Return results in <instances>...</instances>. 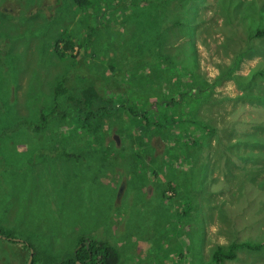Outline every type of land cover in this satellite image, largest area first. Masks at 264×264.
<instances>
[{"label":"rangeland","instance_id":"374dc122","mask_svg":"<svg viewBox=\"0 0 264 264\" xmlns=\"http://www.w3.org/2000/svg\"><path fill=\"white\" fill-rule=\"evenodd\" d=\"M178 1L183 0H174ZM108 2L115 10L113 15L105 4L77 10L73 0H0V108L9 111L14 106L17 110V116L8 115L5 121L25 117V106L48 101L60 81L69 90H82L90 81L116 88L120 85L117 80L127 81V91L119 95V102L132 109L148 105L153 115L160 106L154 104L157 94L152 95L160 92L161 86L154 81V71H149L140 85L135 69L168 58L171 65L166 61L157 65L165 71L163 77L167 72H183L177 78L187 76L195 87L201 82L196 76L199 60L195 46L202 39L210 46L209 53L221 55L220 67L214 66L220 85L214 82L213 88V97L221 107L216 102L211 107L208 101L204 109L202 98L185 99L181 107L190 113L199 109L197 118L205 125H209L205 119H212L217 129L202 139V131H196L201 160L192 175L186 173L197 180L194 208L180 219L175 209L182 207L162 197L167 158L173 157L170 151L159 172L150 153L162 154L167 132L155 135L147 129L148 145L138 150L141 144L137 139L128 138V134L134 138L136 134L122 123L113 126L117 131L111 129L112 121L111 128L102 126L101 146L92 134L80 139L69 125L64 135L70 132V136L59 135V139L70 146L69 152L83 154L77 155L81 160L55 157L44 162L38 149L25 141L20 140L15 148L13 143L18 140L8 141L11 145L7 147L2 144L0 159L7 161L8 170L3 177L0 173V228L34 247L40 257L38 264L60 263L71 256L83 237L109 241L112 247L125 241L127 255L133 248L131 240H146L153 248V259L147 260L153 263L180 256L186 248L200 247L207 262L217 245L247 243L261 248L238 249L236 259L218 264H264V37L257 38L258 32L264 31V0H184L186 25L168 19L158 32L156 25H150L151 15L157 13L156 0ZM143 13L146 16H141ZM68 38L84 46L78 44L64 56L63 48H56L55 42L62 39L64 43ZM125 61L133 63L131 75L116 78L125 71ZM210 66L205 62L200 75L212 85L215 76ZM167 80V84L172 81ZM103 94L110 97L105 91ZM167 121L172 123L173 118ZM236 139L246 157L237 153ZM173 140L170 136L167 142ZM139 153L137 160L135 154ZM249 157L257 162L244 164L242 160ZM179 160L173 159L176 162L170 165L177 168ZM183 171L180 174H185V166ZM155 172L158 174L151 181L155 193L149 197L142 189H147L145 181ZM129 178L131 189L121 203L118 184ZM168 221L171 224L166 225ZM22 250L20 244L0 240V264H28L29 259L24 263V255L19 253ZM134 251L139 260L135 244ZM129 262L128 258L124 264Z\"/></svg>","mask_w":264,"mask_h":264},{"label":"trees","instance_id":"16d2710c","mask_svg":"<svg viewBox=\"0 0 264 264\" xmlns=\"http://www.w3.org/2000/svg\"><path fill=\"white\" fill-rule=\"evenodd\" d=\"M73 1L74 6L78 7L79 9H89V7H93L94 4H96V6L105 4V8L109 11V13H111L112 15L115 13V10L111 9L110 7V4L108 2L109 0ZM156 1L157 3L154 7V10H156L157 13L151 15L150 25H156L157 32L158 29H160L159 26L162 27V24L165 23L168 19H171L173 22L186 21L185 15L182 13V4L184 0L182 2L178 1L176 3L174 2V0ZM141 16H146V13L141 14ZM147 25L149 26V24ZM149 28L151 29L150 26ZM166 30L167 28L165 27L164 31ZM258 36L264 37V31L258 32ZM62 41V39H57L55 42V47L58 48V46L62 44L64 56H66L67 53H71L74 47L78 44L84 46L76 39L68 38L64 43ZM159 59L160 58L156 60L158 64H155L154 66H145L139 68L138 70L135 69L136 73L139 72L138 77H140V85L145 82V76L149 75V71H154L153 75L156 76L154 77V81L156 82L157 86H161L159 88L160 92H154L155 94L152 95L154 96L157 94V96L153 97V99L155 100L154 104L156 106H160L159 112L153 113V115H151L149 109H143L145 107L136 109L137 106H135V108L133 105L134 108L132 109V107H126L125 104L120 103L118 97L121 93H125L127 91L124 87L125 84H128L127 81L122 82L120 80H117V82H120V85L117 88L109 84L100 85L96 81H90L82 90L72 87H69L71 88L69 90L67 89V87H63V82L60 81L59 83H57V86L53 88L52 98H50L48 101L43 100L42 104H37V102L34 103L35 105L31 104L35 107L25 106L26 110H28L25 117L5 121V118H7L8 115L17 116V114H15L17 110L14 109V106L12 109L10 107L9 111H3L0 108V148H2V144H4V142L5 146L7 147L8 145H11L8 141L18 140L14 141L13 143L12 147L15 148L18 142H20L21 140L38 149L39 157L44 159V162L53 161L55 157L57 160H61L63 158H75L81 160L82 157L80 158L77 155L83 156V154L74 151L69 152L68 149H70V146H66L65 142L63 143L59 139V135H61L62 137H64L65 135L67 137L70 136V132L64 135V128H67L69 125L71 131L75 128V131L78 133L80 139L87 138L92 134L91 136L96 139L97 145L101 146L103 144L102 140L104 138L102 126L107 124L110 127V122L112 121V128H110L117 131V129L113 126L117 125L118 127V125L122 123L123 128H125L129 132L132 128L133 133L136 134L135 138L132 136V134H128V138H130L134 142L137 139L136 142L141 144L140 146H137L138 150L142 148V146L148 145L146 141L147 129L152 131L154 130L155 135H162L161 133L167 132L166 135L163 136L165 142L162 143L165 148L162 154L160 153V155L158 156L152 153L150 154L154 157L153 162L159 165V172H161V168L164 167V157H168L167 154H169L170 151L171 156L174 160L177 157L180 159V165L176 168L175 166L170 165V163H175L176 161H173L171 157L167 158L169 159V161L167 162V167L165 170L166 183L163 185L164 192L162 196H165L166 199H169V204H171L172 201L173 205L177 202L178 206L182 208H177V210L175 209V211L177 212V214H179L180 219L185 218L187 216V211L190 210L193 206V200L196 201V199L193 197V193L195 191V184L197 183V180H194V178L191 176L187 177L186 174L188 172V175H192L195 172L196 166L200 164L201 160L199 159L201 156V143L195 138L196 131H202L203 136L200 138L202 139L204 136H208L209 133L217 131V129L212 126L209 127L208 125H205L203 123V119H198L195 112H186L185 110H183L184 108H181L184 102H186L185 99H188L190 101L192 99H195L196 97L194 87L189 84L194 80H190L187 76L182 77V79L181 77L177 78L178 73L182 75L184 74L183 72L177 71V74L167 72L166 76L163 77L165 71H162L160 67H157V65H161L165 61L167 65H171V59L167 58L164 61H159ZM125 63L127 65L125 71H121V75L117 76L116 78H120L123 75L128 76V74L130 73L131 69L133 68V63L131 61H125ZM141 69H144V72H140ZM115 70L116 68L113 69L112 72H114ZM136 73L132 74L133 77ZM167 78H170L172 80L171 83L167 85L168 88H166L165 86L166 82H168ZM198 78L201 80V82L207 85L202 75L198 76ZM150 80H152V77L150 78ZM151 82L152 81H149V83ZM214 82L219 84L217 79H215ZM103 91L107 92L110 97L106 98L103 94ZM173 92H175V94H173ZM160 93H162V95ZM137 97L141 99L142 95H138ZM197 97L201 98L199 94L197 95ZM178 110H180V114H176L177 112H179ZM68 116H70L71 119L68 120L69 124L66 125L68 123ZM79 118H81V120ZM168 118L169 120L173 118L172 123H169L167 121ZM126 120L131 123H128L129 126L126 125ZM167 127L170 128L167 129ZM172 130L174 131V133H172ZM23 133L26 134V138H21V134ZM170 136L174 137V140L168 143L167 140ZM75 143L76 142H73L72 144ZM234 143L237 145V153L242 157H246V153L243 151L241 141L239 139H236ZM81 148L83 149L84 147ZM241 151L243 152L241 153ZM93 153L95 154L97 152ZM141 153L135 154L137 160H139L138 157H140ZM229 155L231 156L230 153ZM234 157L240 160V158L235 154ZM242 161L244 162V164L253 161L257 162V160L251 159L250 157L248 160L244 158ZM184 166L186 168V171L185 174L182 175L180 174V172H184ZM170 167H174V169H170ZM7 170V161H3L2 159H0V173L2 177L5 175V172H7ZM156 174H158V172H155L153 176L155 177ZM0 189H2L1 186ZM167 191H170L172 193L170 198L166 197ZM174 198L176 199V201L173 200ZM181 201L190 205H188L187 207H184V205L181 206V204H183ZM178 210H181L182 212L180 213ZM172 217L176 223L175 215L172 214ZM167 224H171V221H168L166 225ZM0 236V240L8 241L12 244L21 245L23 250L19 253L24 255V263H27V259H29L31 250L33 252L31 264L39 263V253L37 256L34 247L27 245L21 241H15L14 239L16 238L9 231L1 228ZM260 248V245H251L247 243L238 245L233 242L228 246L217 245L210 252L208 262L204 264H218L221 262L224 263L226 261H233L237 257L236 251L238 249L258 250ZM182 254L183 256L187 257V254L185 252H182ZM118 263L119 256L115 248H113L107 241L93 237H83L78 241L71 256L62 260L58 264Z\"/></svg>","mask_w":264,"mask_h":264},{"label":"crops","instance_id":"0c3cea01","mask_svg":"<svg viewBox=\"0 0 264 264\" xmlns=\"http://www.w3.org/2000/svg\"><path fill=\"white\" fill-rule=\"evenodd\" d=\"M182 22V21H181ZM184 25H186V23L184 22ZM209 45L207 44V42H203V40L201 39V44L197 43L195 46L196 49V55H197V59L199 60V62L197 63L198 65V73L202 74V72L204 71L203 65L204 63H209L211 66V69L213 70V76H215L214 78L216 79L217 77V71L215 70L214 66L220 67L219 64V59L221 58V55L218 54H211L208 52L209 49ZM209 70V67L206 68V71ZM140 72H144V69H141ZM208 85V86H207ZM206 85V89H207V93L205 95V98H202L205 100L204 106H208V101H210V106L214 107V103L216 102L217 107H221L220 104H218L217 99L213 97V88L210 87V84L207 83ZM199 90H202V86H199V83L197 84V86H195V94L196 97L195 99H197V95L199 94ZM210 91V92H209ZM228 104V103H227ZM203 108L205 109L206 106ZM209 106V107H210ZM224 107L221 108V110ZM210 109V108H208ZM199 109H196V116L197 112ZM229 114H227L228 116ZM225 119H227V117L225 116ZM207 123H209V127H214V123L212 121V119H205ZM120 180V178H119ZM151 181L152 178H149L145 181V185L147 187L143 188L142 191L143 192H148L149 197H153L154 193H155V189L152 187L151 185ZM131 189V181L129 178V181L127 182L126 179H123L121 181H119L118 184V193H119V201L122 203L123 202V198L129 194ZM117 190V188H116ZM124 227L120 228V230L122 231ZM134 244H135V248L137 250V253L139 254L140 259L137 260L135 255V251H134V244H133V248L130 251V253L127 255L125 252H127V249H124V245H125V241L124 243H114L113 246L115 247V250L119 256V263L118 264H124L125 261L129 258L130 262L129 264H204L206 263L204 261V253H203V248L200 247L198 249H193L192 251H189L187 248L185 249V253L187 254V256H189L188 260H185L187 257L180 255L175 257L174 255H171L170 258L167 257V259H164L163 262L160 263H153L148 261L147 259H153V248L150 242L146 241V240H138L139 242H134V240H131ZM109 243V241H107ZM112 246V245H111ZM189 246V245H188ZM113 247V248H114ZM190 247V246H189ZM206 255V254H205ZM209 260V258H208ZM207 260V262H208Z\"/></svg>","mask_w":264,"mask_h":264},{"label":"clouds","instance_id":"9594fccd","mask_svg":"<svg viewBox=\"0 0 264 264\" xmlns=\"http://www.w3.org/2000/svg\"><path fill=\"white\" fill-rule=\"evenodd\" d=\"M75 8L77 9V10H83V9H79L78 7H76L75 6ZM263 36H258L257 35V38H262ZM60 47H62L63 48V45L61 44L60 45ZM196 76H200V74L198 73V71H197V75ZM181 77H184V76H181ZM204 77V76H203ZM201 81V80H200ZM206 82V81H205ZM214 82V81H213ZM168 84H167V82H166V84H165V86H166V88H168V86H167ZM199 86H202V90H199V95L201 96V98H205V95H206V93L208 92L207 91V89H206V84L205 83H203V82H199ZM210 87L211 88H214L215 86H214V83L212 84V85H210ZM194 92H196L195 91V87H194ZM210 92V91H209ZM218 101V100H217ZM148 105H145V106H142V107H145V108H143V109H147L146 107H147ZM149 107V106H148ZM139 109H141V108H139ZM152 179H155L156 178V176L155 177H151ZM164 192V191H163ZM163 194V193H162ZM172 195V193L170 192V191H167L166 192V197H168V198H170V196ZM163 197V196H162ZM163 198H165V196L163 197ZM1 239V238H0ZM3 239H5V238H3ZM15 240V239H14ZM15 241H19V240H15ZM32 261V260H31Z\"/></svg>","mask_w":264,"mask_h":264},{"label":"water","instance_id":"95a60500","mask_svg":"<svg viewBox=\"0 0 264 264\" xmlns=\"http://www.w3.org/2000/svg\"><path fill=\"white\" fill-rule=\"evenodd\" d=\"M0 238H1V236H0ZM15 240H16V239H15ZM32 256H33V252H32V250H31V251H30V257H29V262H28V264H31Z\"/></svg>","mask_w":264,"mask_h":264}]
</instances>
